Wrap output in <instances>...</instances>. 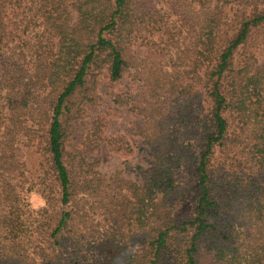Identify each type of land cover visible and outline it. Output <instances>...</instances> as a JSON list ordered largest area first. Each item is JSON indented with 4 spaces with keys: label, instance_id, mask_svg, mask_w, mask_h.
<instances>
[{
    "label": "trees",
    "instance_id": "trees-1",
    "mask_svg": "<svg viewBox=\"0 0 264 264\" xmlns=\"http://www.w3.org/2000/svg\"><path fill=\"white\" fill-rule=\"evenodd\" d=\"M129 71L138 184L87 124ZM0 264H264V0H0Z\"/></svg>",
    "mask_w": 264,
    "mask_h": 264
},
{
    "label": "rangeland",
    "instance_id": "rangeland-1",
    "mask_svg": "<svg viewBox=\"0 0 264 264\" xmlns=\"http://www.w3.org/2000/svg\"><path fill=\"white\" fill-rule=\"evenodd\" d=\"M260 43L261 36L254 35L249 45L238 52V54H240L239 56H243L245 53H251L256 47H258L260 51ZM262 54H257V56L261 57ZM141 91V84L133 79L132 71H129L118 83H110L103 79L98 88L101 102L98 106L90 109L89 119L87 121V124H90L96 115L106 114L108 125L105 130V135L108 137L125 136L132 149L131 154L115 152L103 142L96 156L94 155L100 161L98 171L106 177H109L116 170H120L123 171L124 178L136 182L137 184L141 182V179L136 171V167L141 166L146 168L150 160L145 146L138 136V132L143 127V120L130 110V108L116 107L113 105V100L117 96L121 98L131 96L133 99L137 100L141 95ZM23 159L26 161L28 170L30 171L36 159V156L33 155V151L25 150ZM127 164H130V169L125 168ZM32 181V177L29 176L27 183L23 187L24 191L31 187ZM27 200L34 210L41 208L44 204L40 194L35 190L27 194Z\"/></svg>",
    "mask_w": 264,
    "mask_h": 264
}]
</instances>
